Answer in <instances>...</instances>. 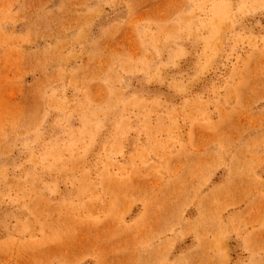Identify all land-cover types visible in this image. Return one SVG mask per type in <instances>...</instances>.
I'll list each match as a JSON object with an SVG mask.
<instances>
[{
  "label": "rangeland",
  "instance_id": "rangeland-1",
  "mask_svg": "<svg viewBox=\"0 0 264 264\" xmlns=\"http://www.w3.org/2000/svg\"><path fill=\"white\" fill-rule=\"evenodd\" d=\"M0 264H264V0H0Z\"/></svg>",
  "mask_w": 264,
  "mask_h": 264
}]
</instances>
